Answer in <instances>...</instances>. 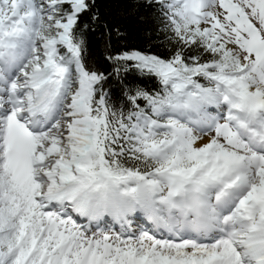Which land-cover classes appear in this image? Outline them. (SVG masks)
I'll return each instance as SVG.
<instances>
[{
	"label": "snow or ice",
	"instance_id": "6c2138e0",
	"mask_svg": "<svg viewBox=\"0 0 264 264\" xmlns=\"http://www.w3.org/2000/svg\"><path fill=\"white\" fill-rule=\"evenodd\" d=\"M131 7L175 48L105 73L96 0H0V264H264V0Z\"/></svg>",
	"mask_w": 264,
	"mask_h": 264
},
{
	"label": "trees",
	"instance_id": "16d2710c",
	"mask_svg": "<svg viewBox=\"0 0 264 264\" xmlns=\"http://www.w3.org/2000/svg\"><path fill=\"white\" fill-rule=\"evenodd\" d=\"M97 8L101 19L106 21L109 26L117 25L124 35L117 37L113 34L110 47L106 48L108 35L102 29L88 32L89 62L92 66L98 67L105 73L113 71V65L105 59L108 52L113 55L128 49H136L141 52H150L162 58H168L175 46L171 45L166 39L165 34L157 31L159 25L154 19L150 9L140 7L132 9L131 0H96ZM122 75H124L122 73ZM127 81L139 84L152 91L158 87L154 79L140 78L134 72H129ZM108 84L115 85L116 81L110 79ZM106 90H108L106 85ZM111 92L120 95L118 88H111ZM124 103L126 99L122 97Z\"/></svg>",
	"mask_w": 264,
	"mask_h": 264
}]
</instances>
